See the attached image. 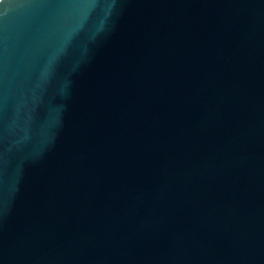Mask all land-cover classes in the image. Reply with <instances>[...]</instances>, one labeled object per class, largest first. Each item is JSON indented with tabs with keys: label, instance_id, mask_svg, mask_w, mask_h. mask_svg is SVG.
I'll use <instances>...</instances> for the list:
<instances>
[{
	"label": "water",
	"instance_id": "water-1",
	"mask_svg": "<svg viewBox=\"0 0 264 264\" xmlns=\"http://www.w3.org/2000/svg\"><path fill=\"white\" fill-rule=\"evenodd\" d=\"M0 264H264V0H0Z\"/></svg>",
	"mask_w": 264,
	"mask_h": 264
}]
</instances>
